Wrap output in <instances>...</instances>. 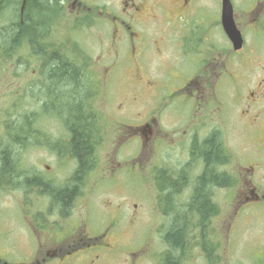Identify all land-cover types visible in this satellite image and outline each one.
<instances>
[{"label": "flooded vegetation", "instance_id": "obj_1", "mask_svg": "<svg viewBox=\"0 0 264 264\" xmlns=\"http://www.w3.org/2000/svg\"><path fill=\"white\" fill-rule=\"evenodd\" d=\"M230 2L239 47L224 32L222 0H1L0 54L9 46L30 65H10L0 80L22 78L41 108L8 148L71 164H45L46 176L13 171L3 183L24 234L6 230L36 248L12 260L3 237L0 264H184L195 249L220 260L225 217L230 225L264 206V0ZM69 120L80 127L76 146ZM236 130L240 149L228 139ZM17 190L36 191L34 200L18 202Z\"/></svg>", "mask_w": 264, "mask_h": 264}, {"label": "rangeland", "instance_id": "obj_2", "mask_svg": "<svg viewBox=\"0 0 264 264\" xmlns=\"http://www.w3.org/2000/svg\"><path fill=\"white\" fill-rule=\"evenodd\" d=\"M1 22V21H0ZM67 24V22H65ZM30 65L26 55L0 56V75L8 74V66L10 65ZM4 67V68H3ZM20 70V69H18ZM20 85L12 84L9 82H2L0 80V142L7 140L6 129L16 123H25L23 121L24 115L29 112H39L41 110L40 104L31 103L27 99V91L25 88L21 89V85H24L22 78L16 80ZM112 86L116 88L115 83ZM19 90L18 94L16 91ZM129 107V106H128ZM45 119H41L39 122L40 127L48 130L50 134L56 131L55 127ZM230 144L232 147L240 149L246 142V137L238 130L231 131L228 135ZM16 158L19 159L20 165L23 169L31 168L35 173L46 176V170L44 165L57 166V161L63 160L64 162L71 164V159L67 158L63 154L57 157L55 153L48 152L47 150L23 147V149H16L13 151ZM68 166V165H66ZM67 171V168L64 169ZM62 176V175H61ZM36 195V191H30L26 193L21 190L16 191L17 201L30 202L34 200L30 198ZM30 198V199H29ZM18 202L17 205H18ZM14 201L10 192L5 189H0V239L6 237L8 244L10 241V251L12 260H25L29 258V255L35 251L36 244L29 236L27 238L26 245L20 244L16 240V236H11L6 230L9 226L14 227L17 235H23L24 225L20 217L19 208H15ZM41 209L39 205L37 207ZM41 211V210H38ZM97 214L98 211H96ZM10 219V220H8ZM229 216L225 217V229L223 233H219L220 244V260L216 264H264V206L246 207L245 211H240L234 221L229 225ZM11 224V225H9ZM229 225V227H227ZM10 227V228H11ZM142 228L135 229L134 234L139 236L143 233ZM212 237L214 233H211ZM199 234H194V239H198ZM213 237V240H215ZM26 239V236L23 240ZM137 243H132L129 246L123 248V250L134 249L137 247ZM8 244L0 242V252H3L7 248ZM199 249L194 250V257L191 261L184 264H208L204 259L199 257ZM216 261V260H215ZM144 264H150L145 262ZM214 264V263H213Z\"/></svg>", "mask_w": 264, "mask_h": 264}, {"label": "trees", "instance_id": "obj_3", "mask_svg": "<svg viewBox=\"0 0 264 264\" xmlns=\"http://www.w3.org/2000/svg\"><path fill=\"white\" fill-rule=\"evenodd\" d=\"M8 48L9 46L6 47L5 55H8ZM3 54H0V56H2ZM70 111L75 112L76 110L72 107ZM23 121H26V120H23ZM83 122H84L83 120L80 121V123H83ZM69 124L71 125V128L73 129L72 130L73 131L72 143H73V146H76L80 141L77 136L79 135L78 129H80V127L78 125H75L74 120H69ZM72 126H74L75 129ZM25 130H26L25 123L13 124L10 127H7L6 129V135H7L8 140L0 142V187L3 185L5 181L6 183H8L7 181L10 178L13 171L16 172L17 177L25 176V169L21 167L19 159L15 158L11 149L8 148L9 140H12L18 144L21 143V139L23 135L26 134ZM75 153L81 161L86 160V152L83 147L75 149ZM58 196L62 200L61 202L66 204L70 197V192L62 190L60 191V194ZM182 235H183L182 229L178 228L175 230V232L171 233V235L170 234L168 235V239H170L171 241L175 243H179L182 240ZM208 263L212 264L210 260L208 261ZM164 264H180V263L178 262V260L171 259L167 256L164 260Z\"/></svg>", "mask_w": 264, "mask_h": 264}, {"label": "water", "instance_id": "obj_4", "mask_svg": "<svg viewBox=\"0 0 264 264\" xmlns=\"http://www.w3.org/2000/svg\"><path fill=\"white\" fill-rule=\"evenodd\" d=\"M222 25L232 43H236V47H239L240 37L234 26L232 5L229 0H222Z\"/></svg>", "mask_w": 264, "mask_h": 264}, {"label": "bare ground", "instance_id": "obj_5", "mask_svg": "<svg viewBox=\"0 0 264 264\" xmlns=\"http://www.w3.org/2000/svg\"><path fill=\"white\" fill-rule=\"evenodd\" d=\"M8 19V18H7ZM172 214V213H171Z\"/></svg>", "mask_w": 264, "mask_h": 264}]
</instances>
